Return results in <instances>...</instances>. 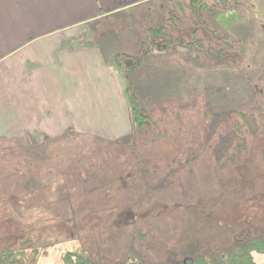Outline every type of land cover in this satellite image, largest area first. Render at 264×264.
I'll return each mask as SVG.
<instances>
[{"label":"rangeland","instance_id":"obj_1","mask_svg":"<svg viewBox=\"0 0 264 264\" xmlns=\"http://www.w3.org/2000/svg\"><path fill=\"white\" fill-rule=\"evenodd\" d=\"M163 1L99 26L118 27L115 39L128 26L143 28L147 39L161 14L191 13L182 11L192 3L179 7L165 1L163 7ZM241 1L244 31L232 33L241 45L230 48L229 82L224 77L223 84L214 81L198 97L154 106L148 134L111 141L71 131L39 145L28 139L0 140V207L7 203L8 208L0 217L14 214L50 232L44 243L52 246L27 264H76L83 257L88 264H229L230 253L243 262L254 241L259 247L250 246L247 264H264V0ZM214 14L202 12L197 24L207 21L213 27ZM198 37L207 41L203 33ZM124 44L110 63L136 93L146 82L147 63L159 59L146 54L130 70L140 52L133 56ZM205 60L216 68L214 54L199 64ZM172 69L177 67L162 70ZM180 90L186 94L190 88L181 84ZM242 113L253 117L249 123L257 127L248 152L236 149L241 143L229 130L235 119H244Z\"/></svg>","mask_w":264,"mask_h":264},{"label":"crops","instance_id":"obj_2","mask_svg":"<svg viewBox=\"0 0 264 264\" xmlns=\"http://www.w3.org/2000/svg\"><path fill=\"white\" fill-rule=\"evenodd\" d=\"M157 1L0 0V140L28 139L39 145L71 131L123 139L134 130L129 94L160 107L187 95L198 97L214 81L223 84L224 77L228 82L224 63L210 68L207 61L199 66L198 59L155 52L147 54L159 60L147 63L141 91L131 92L119 80L110 63L119 57L115 50L125 43L123 50L133 56L141 52L143 28L122 27L115 39L118 27L99 24L142 7L151 9ZM167 19L161 14L147 32L166 25ZM243 20L233 33L244 31ZM169 65L177 69L165 74L162 69ZM180 80L188 93L181 94Z\"/></svg>","mask_w":264,"mask_h":264},{"label":"trees","instance_id":"obj_3","mask_svg":"<svg viewBox=\"0 0 264 264\" xmlns=\"http://www.w3.org/2000/svg\"><path fill=\"white\" fill-rule=\"evenodd\" d=\"M165 1H170L173 3V6L179 7L180 4L188 5L189 3H192V7L189 10L186 11L184 9V11H182L185 13H191L188 16L183 14L184 17H182V13L174 16V12L172 10L169 11V22L164 26H157L149 31L150 34L148 33V38L144 41L145 48H143L140 55L136 57V61L132 64L130 70H135L142 56L154 52L182 54L185 58L188 57L195 60L198 59L199 63L202 59H209L214 54L219 63L228 65V59L232 57L234 53L230 48H232L236 42L239 44L241 43L240 39H235L232 33L235 25L245 18L244 12L240 9L242 1L214 0L211 4L206 0H196L195 4L192 0H186L185 3H183L184 0ZM204 11L215 13L213 17V27H210L208 24L209 22L207 21L205 23L202 21V25H200L201 23L197 24V22H199L197 19L200 18L201 13ZM191 22H196L197 25H194V23L192 25ZM189 26L191 28L194 27L192 32H190ZM200 33L205 35V40H207L206 42L202 38L198 37ZM189 35L194 37V39L192 40ZM214 41L216 44L215 46ZM228 48L230 50V55L225 53ZM203 62H206V60ZM199 66L201 65L199 64ZM229 77L230 75L228 76V80ZM128 99L134 124V130L132 133L133 137L140 133H142V135L148 134L149 130L147 127L150 123H152L151 110L154 108V103L149 100L139 98L134 94H129ZM242 114L244 119H235L236 123H234L229 130L234 136L233 140H238L236 142L237 144H239V142L241 143L239 144L240 147H236V149L240 150L243 148L245 152H248V143L251 140L256 139L258 136L257 127L253 129L252 123H249V120L254 121L252 117L253 114H250V117L252 118H248L249 115L247 113ZM232 123L233 122L230 121V124ZM227 124L229 125V123ZM61 154L62 150L57 153V156L55 157H59ZM234 156V159H232L233 161L237 160L236 153ZM48 164H50V162ZM60 167L61 162H57L54 168L59 172L61 170ZM27 169L29 168L27 167ZM6 205L7 203L1 205L0 214H3L2 212L5 211V209H8ZM13 209L15 210V208ZM7 217H9V219H4L3 215L2 218L0 217V264H27L33 259L40 258L41 253L52 246L48 243H44V239H46V237L49 236L48 234H50L49 231H45L44 225H32V223L25 224L24 220L17 219L14 214H7ZM19 221H21V223ZM59 223H61V221ZM63 227H65V225H63ZM55 239H58V237H55ZM57 243L59 242H56V244ZM256 245H258V243L254 241L247 247L245 255L242 256L244 257L243 262L238 261L237 263L236 254L232 255L230 253L228 263L234 264L235 262V264H247V262L252 259L249 252L250 246L256 247ZM233 256L236 257H234V261H232ZM188 261L184 264H192L188 263ZM191 262L193 261L191 260ZM76 264H88V260L83 257L81 258V261Z\"/></svg>","mask_w":264,"mask_h":264}]
</instances>
